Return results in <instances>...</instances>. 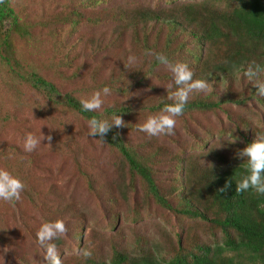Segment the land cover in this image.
<instances>
[{"label":"rangeland","instance_id":"obj_1","mask_svg":"<svg viewBox=\"0 0 264 264\" xmlns=\"http://www.w3.org/2000/svg\"><path fill=\"white\" fill-rule=\"evenodd\" d=\"M156 1L105 0L94 6L93 0H9L30 29L24 38L15 34L12 47L25 66L53 81L62 92L88 97L119 76L137 74L140 66H146L142 51L133 44L131 36L126 34L120 39L118 32L128 18L102 23L114 12L103 7H131ZM134 19L135 15L131 16L130 23ZM4 25H0V38ZM162 38L163 35L154 36L152 40L163 41ZM106 45L107 55L98 52L99 58L89 59L91 51ZM219 50L213 49L209 56L220 59L223 51ZM130 55L136 57V63L131 65ZM166 74L170 72L163 67L156 75ZM258 75L261 76L253 81H264V72ZM206 76L199 73L193 79L208 81L213 91L193 92L189 99L242 98L244 102L183 113L176 118L172 135L149 137L137 128L150 115L160 112H148L142 106L168 99L165 87L171 77H150L147 85L129 97L112 91L103 97L104 104L98 110L133 106V111L122 117L127 127L114 128L129 143L140 146L144 155L152 157L156 182L170 196L173 206L180 204V195L173 194V190L182 189L177 188V184H182L183 165L178 155L200 154L199 160H212L210 151L214 150L217 155L236 161L240 158L236 153L243 148V135L256 138L264 134V108L260 101L264 97L257 95L253 82L241 71L220 73L217 66ZM43 101L0 64V168L10 173L17 171L13 176L25 185L19 201L0 200V237L4 240L0 242V264H44L36 232L42 223L57 219L63 220L67 228L65 235L52 241L62 264H88L90 259L111 264L116 252L125 256L123 264H154L178 251L193 250L197 244L221 242V230L211 223L187 218L159 205L144 182L130 173L116 153L88 135L87 123L77 115L51 108ZM40 131L54 139L53 152L47 148L48 141L44 146L42 141L35 152H24L25 135L39 137ZM235 137L236 142L232 143ZM5 143L20 147L24 155L20 157L11 149L1 152ZM56 151L67 153L62 156ZM84 252L90 255L85 256Z\"/></svg>","mask_w":264,"mask_h":264},{"label":"trees","instance_id":"obj_2","mask_svg":"<svg viewBox=\"0 0 264 264\" xmlns=\"http://www.w3.org/2000/svg\"><path fill=\"white\" fill-rule=\"evenodd\" d=\"M102 1L105 0H93V5ZM103 8H110L114 12L112 17L102 23L110 24L128 18L124 28L121 27L118 32L120 39L129 34L133 44L140 47L142 62L146 64L137 69V74L119 76L117 80L106 84L112 91L124 97L136 94V89L147 85L150 77L159 80L170 79L171 73L156 75L164 66L159 64L154 56L147 55L148 52L162 53L173 63L187 64L194 73L193 78L199 73L210 76V70L214 66H217L220 73H243L249 65H259L264 72V0H157L155 3L146 2L131 7L115 5ZM131 13L133 18L135 15V19L130 23ZM6 22L9 23L7 27L4 25ZM0 25H4L0 38V64L7 68L11 77L37 93L47 106L69 110L85 123L92 116L98 119H105V115L112 117L114 114L123 117L133 111L134 108L130 104L106 107L96 112L83 111L79 103L81 98L62 92L53 81L45 78L33 67L25 66L17 56L11 40L15 34L21 38L28 36L30 29L19 19L9 0H0ZM139 31L143 33L140 35ZM160 35H163V41L152 40L154 36ZM99 46L93 49L95 52L91 51L89 59L99 58L98 52H106L107 55L109 46L106 45L103 49ZM213 49L223 51L220 59L209 56ZM206 69L209 70L205 72ZM260 76L257 74L254 78ZM206 78L208 79L207 76ZM231 100L189 99L184 113L217 110L231 102H244L242 98ZM260 101L264 108V98ZM169 103L173 101L163 99L142 108L148 112L160 111L164 104ZM96 138L100 139L99 136ZM253 139L243 135L242 146L245 147ZM101 144L116 153L130 173L137 175L144 182L148 193L159 205L187 218H199L211 223L222 232L220 243L197 244L193 250L178 251L154 264H264V194L256 193L253 189L240 193L235 191V184L247 174L246 160L239 158L230 161L221 154L217 155L214 150L210 151L212 160L210 157L199 160L200 154H187L183 157L178 155L183 165L182 184H177V188L182 186V189L173 190V194L180 195V204L173 206L169 200L170 196L166 195L156 182L152 157L144 155L140 146L129 143L114 127ZM3 145L1 152L11 149L20 157L24 155L25 151L22 152L18 146L8 143ZM47 148L53 152V138L51 146L47 145ZM54 153H61L63 156L67 151ZM205 155L206 152L202 154V158H205ZM11 174L16 176L17 171H12ZM226 185L228 186L225 187ZM221 188L225 190L219 192ZM208 212L214 213L209 215ZM1 241L4 242L0 237ZM125 262V256L117 252L111 259V264ZM88 264L106 262L90 259Z\"/></svg>","mask_w":264,"mask_h":264},{"label":"clouds","instance_id":"obj_3","mask_svg":"<svg viewBox=\"0 0 264 264\" xmlns=\"http://www.w3.org/2000/svg\"><path fill=\"white\" fill-rule=\"evenodd\" d=\"M147 55L154 56L159 64L163 65L171 73V82L165 87L168 99L173 103L164 104L158 114L150 115L143 123L137 126L138 131L144 132L149 137H159L161 135H172L176 126V118L183 115L185 107L189 101L190 94L193 92L207 93L213 91L212 85L206 80L193 79L194 73L182 62H171L168 57L162 53L148 52ZM136 63V57L130 55L128 64ZM260 66L249 65L243 72V75L253 82V87L259 96L264 97V81L254 80L260 72ZM112 94V90L105 86L100 90L94 91L90 96L83 97L79 103L85 112H96L104 104L103 97ZM88 126V135L91 137L99 136V142L104 143V137L113 127L123 128L127 124L121 115H113L111 119H98L95 116L86 120ZM236 137L232 143L236 142ZM42 141H48L51 146L52 136L44 135L40 131V136L36 137L27 133L23 139V149L25 152H32L41 145ZM236 155L242 160H246V173L235 184L237 193L253 189L256 193L264 194V135L257 136L245 147L240 149ZM226 185L225 187H227ZM25 185L14 177L10 172L0 168V200L13 202L21 199V193ZM225 188L219 189L223 192ZM67 233V228L63 220L44 222L36 232V240L43 251L42 260L44 264H62L60 253L53 240L59 239ZM83 255L89 256V252Z\"/></svg>","mask_w":264,"mask_h":264}]
</instances>
